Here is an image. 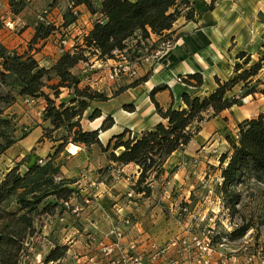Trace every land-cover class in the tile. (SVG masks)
I'll return each instance as SVG.
<instances>
[{
    "label": "trees",
    "instance_id": "16d2710c",
    "mask_svg": "<svg viewBox=\"0 0 264 264\" xmlns=\"http://www.w3.org/2000/svg\"><path fill=\"white\" fill-rule=\"evenodd\" d=\"M71 9L78 6H85L88 12L96 16L92 29L86 35H82L81 44H75L73 50L65 51L59 60L50 68L40 67L38 62L30 54L32 47L39 41L45 40L55 32L51 25L39 23L36 26L35 34L30 41L29 50L23 53L9 51L0 43V83L17 91L18 97L39 98L42 96L46 102L42 120L49 122L50 128L43 129V138L48 139L55 146L54 153L49 156L53 159L71 144L77 148H90L98 146L102 153L112 150L109 162L118 168L134 165L138 168L139 176L130 190L136 195L146 199L150 193L148 184L150 175L154 174V179L159 178L164 173V164L169 157L189 146L192 140L200 133L202 124L215 118L222 112L242 105V100L247 96L256 93L251 87L252 79L258 75L264 67V56L261 57L252 67L247 69L250 63L246 59L243 64H236L234 67L235 77L221 82L215 79L216 89L208 96L198 97L184 93L181 97L182 106H173L163 109L154 99L163 88L153 89L150 99L155 106L156 114L161 119L157 125L149 130L140 133H133L125 130L111 138L109 144L104 147L99 141L100 132L111 129L114 121L111 116H107L101 127L95 131L88 132L80 124L82 116L89 111L91 114L88 121H94L102 117L99 109L91 108L92 103H105L109 98L103 94L91 91L89 88L80 89V80L73 75V70L80 63H87L86 54L97 57L99 61L114 58L116 52H123L126 44L137 33H141L143 38L148 39L150 35L162 37L165 33L174 34V25L181 18L191 22L195 20L194 9H191L188 1L181 0H68ZM22 0H9V5L13 8V13L19 9L15 4H21ZM212 10L213 8H209ZM184 10H189L183 15ZM75 16V15H74ZM77 21L74 18L64 26H70ZM3 22L0 20V30ZM166 36V35H165ZM179 36L175 39L178 41ZM236 59H244L246 53H239ZM248 58V57H247ZM241 72V73H240ZM145 77L134 83L129 88H136L148 81ZM52 80H56V85H48ZM183 83L200 88L203 79L200 74H192L183 79ZM241 83L245 92L240 98L230 97L232 90ZM47 88L52 91L57 98L60 89H67L74 92L75 97L69 102L70 106L61 103L56 106L55 102L48 95L43 93ZM249 88V89H247ZM118 93L112 98L120 95ZM264 96V90L260 91ZM15 102V97L8 93L0 95V107L10 106ZM127 112H134L132 105L125 106ZM0 116L2 112L0 109ZM8 122L0 119V126L7 125ZM65 129L69 137L53 139L50 134ZM26 135L22 137L25 138ZM235 139H228L231 146V153L224 154L220 158V164H227L222 169L221 178L223 185L221 193L225 198L231 197L229 187L241 176L244 169H250L254 177L264 182V117L245 120L237 125V135ZM17 140H11L1 149V154L11 148ZM119 151V155L116 152ZM59 172L53 169L50 163L39 167L33 165L29 167L24 175H20L17 167L11 170L0 184V264H19L22 242L31 227V221L27 213L19 215L22 211H29L31 207L41 203L43 198L57 195L63 202L69 201L74 195V189L65 187L59 189L54 185L52 178L43 181V187L39 185L37 189L28 190V182L32 176L40 174L43 176H54ZM40 184V182L38 183ZM16 198L18 210L9 212L5 208ZM5 206V207H4ZM186 213H181L179 217H185ZM247 227L234 230L228 235V241L235 242L241 239ZM221 236L218 233L212 236L213 245L215 238ZM220 238V237H219ZM66 252L62 247L49 254L45 262L60 261Z\"/></svg>",
    "mask_w": 264,
    "mask_h": 264
},
{
    "label": "crops",
    "instance_id": "0c3cea01",
    "mask_svg": "<svg viewBox=\"0 0 264 264\" xmlns=\"http://www.w3.org/2000/svg\"><path fill=\"white\" fill-rule=\"evenodd\" d=\"M22 1L25 5H21L17 13H13L9 0H2L0 20L3 22V27L0 30V43L5 48L16 50L19 53L25 52L27 46H30L36 26L39 24L37 21L38 16L44 11H47L48 15L45 16L43 24L51 25L62 33L67 32L68 29L72 30V32L78 31V28L75 29L72 25H63L62 15L64 8L70 9L68 0H63V2L59 3L60 0L58 4H52V0H41L40 6L35 5V2L38 0ZM209 1L199 0L195 4L194 21H184V18L177 21L173 27V31H177L179 36L178 41L155 63L152 67V75L146 83L136 88L128 89L114 98L111 97L105 103L91 104V108L101 111L102 117L86 122L83 125L85 131L92 132L99 129L107 116H111L114 121L111 129L99 134V141L104 147L109 144L113 136L125 130L140 133L153 128L161 122V119L156 114L155 106L150 99L153 89L163 88V90H160L154 96V99L161 108L166 109L171 106L173 108H180L182 106L181 97L184 93L198 97L208 96L217 87L215 83L216 78L221 82L228 81L234 75L233 68L235 67L234 61L237 54L241 52L254 53V60L251 63L255 62L257 57L261 58L264 56V0H213L215 1V8L212 10L207 9ZM47 3L48 5L46 6L45 4ZM71 12L73 15L74 12L77 13L78 19L76 24L77 27L81 26L83 31H79L76 36H82V33L86 35L90 32L96 16L91 15L85 6H78L71 9ZM81 20H84V23H86L85 29L82 27ZM7 24L11 28H8ZM58 35V32H54L48 38L39 41L32 47L34 50H31L30 54L41 67L50 68L61 57L59 42L56 40ZM81 39H76L75 42L81 44ZM73 43V41H69L67 49H70ZM43 55L45 57L41 63L38 57L43 58ZM89 62L91 65L90 69H93L96 65L92 66L93 62ZM80 68L83 67L79 64L73 72H77ZM196 73L200 74L203 79V84L200 88L178 82V79H184L186 76ZM254 83H256L254 86L256 93L244 98L241 106H235L230 110H226L206 122L204 124L205 127H202L200 133L187 148L177 151L169 157L164 164L165 175L181 165L182 160L185 158L184 156H187L186 151L193 147L196 140H199L200 144L203 145L217 131H223L222 133H224L225 129H228V131H232L235 134L233 132L234 128L243 121L258 118L259 116L264 117V97L260 94V91L264 90V67L254 78ZM256 86L258 87L256 88ZM241 89L242 87H238V89L234 90L233 94L240 93ZM27 99H25L26 102H34V105L25 107L27 110H31L30 113H35L38 116L44 112L46 108L44 101H41L39 98ZM128 105L134 107V112L130 113L124 109ZM34 120H37V124L33 122L34 126L23 139H31L30 151H32V156L34 155L36 158L48 157L53 154L55 145L43 138V129L50 128V124L37 117H34ZM28 121L32 122L27 115H22L20 123L28 124ZM18 141L16 142L18 143ZM93 148L94 146L89 149L93 150ZM12 149L13 147L5 152V156L12 157L13 162H10L12 165L10 170L14 166L17 167V164H20L25 156L29 155V153L23 154L22 149L11 155L9 151ZM35 149L36 151H34ZM77 149L79 152L80 148ZM78 155L79 153L74 156L72 155V157ZM34 159L35 157L31 158V160ZM94 164L96 165V163ZM27 165L28 163L24 162L18 167L20 171L25 170L26 172ZM119 170L124 177L132 175L133 179L134 175L138 173V168L134 165L121 167ZM173 175L175 180L177 178L182 179L181 182L187 179V171L175 172ZM101 186L105 194L97 195L95 203L93 202V206L89 208V213L86 216L83 215L84 217H80L79 228L73 230L75 232L73 233V246L68 251L66 258L59 261L58 264H80L84 262L87 257L95 252V249L89 242V236L104 239L105 234L112 226H117L126 233L124 239L121 241V246L125 247L132 241L139 243L138 253L141 254L144 264H151L147 258L146 245L148 243L158 242L159 245H162V241L166 240L170 242L172 239L182 238L187 235L186 229L183 228L184 226H180V230L182 231H180V236H174L176 233L167 234L165 232L166 228L162 226L163 220H165L163 219L164 210L172 215V208L177 206L181 199L170 200V196L165 192V197L168 200L165 201L166 207H162L146 199L142 201L127 200L126 195L131 191V186L127 183L120 185L109 184L106 187L101 184ZM178 186L181 187V185ZM127 218L137 223V227L127 229L123 223ZM190 220L188 219L189 224L194 226V223L192 224ZM230 251L231 249L225 246H218L213 264H217L220 255ZM38 255L42 259L45 258L44 252ZM192 255L193 251L183 252L178 246L166 251L163 258L155 264L162 262H167L168 264H198L195 258L191 259ZM255 262H257V259H255ZM33 264L37 263L33 262ZM239 264L241 263L239 262ZM243 264H245V261Z\"/></svg>",
    "mask_w": 264,
    "mask_h": 264
},
{
    "label": "rangeland",
    "instance_id": "374dc122",
    "mask_svg": "<svg viewBox=\"0 0 264 264\" xmlns=\"http://www.w3.org/2000/svg\"><path fill=\"white\" fill-rule=\"evenodd\" d=\"M52 1V4H58L60 0ZM181 1H188L191 9H195V4L199 0ZM61 2H63V0L59 3ZM48 3L45 5L47 6ZM40 4L41 0L35 2L36 6H40ZM24 5L25 3L22 2V6ZM15 6L17 7L16 9L21 8V4H16ZM210 7L215 8V1L210 0L208 2L207 9ZM188 11L189 10H184L182 14L186 15ZM62 17L64 23H69L74 18L78 19L77 16L70 13L68 8H64ZM183 20L185 21V19ZM84 22L83 20L81 23L83 25L82 27L85 29L86 23ZM72 27L75 29L78 28V31L72 32V30L68 29L67 32L62 33L55 28V32L59 34L56 40L59 42L65 39L67 45L69 41H73V44H78L75 40H80L82 36L76 35L79 31H82V28L81 26L77 27L76 22L72 24ZM81 35H83V33ZM177 37L178 34L176 30L174 34L165 33L164 36L160 38L151 34L148 39L143 38L141 33H137L128 41L126 49L123 52H116L113 59L99 61L97 57L86 54L88 62L80 63L83 68L72 73L79 78V88L81 90L89 88L91 91L111 98L118 93L122 94L128 89H133L129 87L145 77H150L153 72L152 67L167 50L173 47ZM28 50L29 47L27 46L26 51ZM9 51L14 50L10 49ZM246 55L248 58L235 59V65L243 64L246 59H249L250 63L245 66L249 69L252 67L253 63L261 60L260 57H257L255 62L251 63V61L254 60L253 56H255V54L247 52ZM44 57V55L43 58L38 57L41 63ZM89 61L93 62L92 66L96 65L93 69H90L91 65ZM88 71L90 72L87 73ZM233 77H235V73L230 79ZM178 82L182 83L184 81L183 79H178ZM57 83L56 80H52L48 85H56ZM255 84L256 83L253 84L252 79L251 87H254ZM238 87H242L240 93L236 95L233 94L234 90L238 89ZM257 87L258 86H256V88ZM244 92L245 88L239 83L229 96L240 98ZM8 93H11L15 97V102L10 106L2 105L0 107L2 112L0 119L8 122L7 125L0 126V152L6 143L11 140H21L24 135L28 134L30 129L34 126V123L37 124V120H34V117L40 120L43 118L42 112V114L36 116L35 113H30L31 110L25 108L34 105V102H26L25 99L27 98L18 97L15 89L0 83V95L4 96ZM43 93L48 95L50 99L55 102L56 106L64 103L69 107V102L75 97L74 92L67 89H60L57 98H55L53 92L47 88L43 89ZM39 99L46 104L42 96H40ZM90 114L91 112L89 111L84 113L80 121L81 125H85L86 122H88ZM22 115H27L32 122L28 121V124L20 123ZM204 124H202V127H205ZM222 132L223 131H217V133H214L218 135L213 134V137L208 139L203 145L200 144L199 140H196L193 147L186 151L187 156H184L185 158L182 160L181 165L174 168L167 175L163 173L157 179H154V174L150 175V183L147 186H150V193L147 195L148 197L146 200L166 207L165 201L168 199L165 195L167 193L170 196V200L181 199V201H189L191 203L189 206L190 213L188 215L186 214L185 217H179L180 214L178 212H172V215H170L168 211L164 210L163 219L165 220H163L164 223H162V226L166 228L165 232L167 234L176 233L174 236H180L182 232L180 226H184L183 228L185 229L192 227L190 228V232L200 235L204 231H207L209 225L215 224L214 234L218 233L221 235L215 238V246L223 243L225 247L232 251L240 249L244 244L250 245L252 254L258 257L257 262H259V259L264 256V182L256 179L253 172L246 168L241 173V177L228 188L231 197L225 198L223 196L221 193V187L223 185L221 174L222 169L226 168L227 164L221 165L220 158L224 154L231 153V146L228 143V139L236 138L237 126L233 130L235 134L232 133V131H228V129H225L224 133ZM49 136L52 140H56L61 137H69V134L65 129H61ZM70 146L71 144H69L62 153L51 160H49V156L44 158L32 156V151H30L31 139H22L18 141V143L16 142L12 146L13 149L9 151L11 155L15 154L20 149L23 150V154L29 153L20 163H28L26 169H29V167L33 165L43 167L46 163H50L53 169L59 170L58 174L54 176L49 175L41 177L40 174L32 176L27 185L28 190L37 189L39 185L44 184L43 181L51 178L54 185H58L60 190L65 189V187L74 189V195L67 202L60 200L57 195H51L50 197L47 196L43 198L40 204L31 207L29 211H22L19 213V215L27 213L31 221V227L27 230L22 242L19 264H33V262L37 264L43 263L49 254L62 247L66 248V252L61 260L65 259L68 251H70L73 246V233H75L73 230L79 228L80 217L83 215L86 216L89 213V208L93 206V202L95 198H97V195L105 194L103 192L104 190H102L103 187H100V185L102 184L106 187L109 184L120 185L122 183H127L131 186L139 176V173H137L134 175V179L132 175L124 177V175L120 173L118 166L109 162L112 150L107 153H102L96 145L93 150L79 147V155L72 157L73 154H71L68 149ZM34 151H36V149ZM116 155H119V151L116 152ZM32 157H35V159L31 160ZM11 161L12 157H7L5 153H0V184L5 179L6 175L16 168V166H14L10 170L12 166L10 163ZM94 163H96V165ZM20 164H17L18 172L20 175H24L25 170L20 171L18 167ZM179 171H187V179H184V182H181L182 179L180 180V178L175 180L173 174ZM39 182L40 184H38ZM178 185H181V187ZM40 188L45 189L43 185L40 186ZM127 195L126 198L130 201L145 200L142 196H138L135 193L131 198H128ZM18 208L16 198H14L5 209L9 212H14L17 211ZM194 217H200V219H202V222L196 223L197 226L190 225L188 222V219H191L190 221L192 224L195 223V221L192 220ZM242 227H247L244 236L235 242L228 241L227 238L229 233ZM165 241H162V245L168 242ZM157 244L159 243L157 242ZM95 247L96 246L93 245V248ZM231 251L223 255H231ZM41 252L45 253V258L43 259L40 255L37 256V254H41ZM257 254H259V256ZM234 255L237 256L241 264H243L245 258H247L241 252H237ZM193 258L196 259L195 252H193L191 256L192 260ZM212 261L215 262V257H213Z\"/></svg>",
    "mask_w": 264,
    "mask_h": 264
},
{
    "label": "built area",
    "instance_id": "2783aa9c",
    "mask_svg": "<svg viewBox=\"0 0 264 264\" xmlns=\"http://www.w3.org/2000/svg\"><path fill=\"white\" fill-rule=\"evenodd\" d=\"M0 7H2V0H0ZM48 15L47 11L42 12L38 16V22L44 23L45 16ZM74 15L77 16V13L74 12ZM8 28H11L7 24ZM67 42L65 39L59 41V48L61 54L65 51L73 50L75 45L73 44L70 49H67ZM134 192L130 191L127 195L128 198L133 196ZM189 201H180L177 206L172 208L173 212L186 213L189 212ZM195 221L194 225L197 222H202V219L194 217L192 219ZM127 229H134L137 227V223H134L131 219L127 218L123 221ZM197 226V225H196ZM188 228V227H187ZM190 228L186 229L187 235L182 238H176L165 245H159L156 242L148 243L147 246V258L151 264L158 263L164 256V253L170 249L180 247L183 252L193 251L196 253V261L198 264H213V257L217 253V247L225 246L223 243L215 246L212 242V236L215 231V224L209 225L207 231H204L200 235L192 234ZM126 233L123 229L112 226L109 231L105 234L104 239H98L95 236H89L90 244L95 245V252L87 257L84 262L80 264H144L142 261L141 254L138 253L139 243L137 241H132L127 244V246H121V241L124 239ZM241 252L247 258H245V264H264V256L259 259V262H255V259H258L257 256L252 254L251 246L244 244L238 250H232L231 255H220L219 262L217 264H239L237 256L234 254ZM259 256V254H257ZM59 262H43L39 264H58ZM160 264H168L167 262H162Z\"/></svg>",
    "mask_w": 264,
    "mask_h": 264
},
{
    "label": "bare ground",
    "instance_id": "6f19581e",
    "mask_svg": "<svg viewBox=\"0 0 264 264\" xmlns=\"http://www.w3.org/2000/svg\"><path fill=\"white\" fill-rule=\"evenodd\" d=\"M68 149H69V152H70L71 154H73V155H77V154H78V149H77V147H75V146H70Z\"/></svg>",
    "mask_w": 264,
    "mask_h": 264
}]
</instances>
